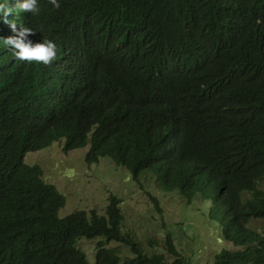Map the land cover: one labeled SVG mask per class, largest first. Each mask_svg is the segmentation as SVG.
Listing matches in <instances>:
<instances>
[{
	"label": "trees",
	"instance_id": "16d2710c",
	"mask_svg": "<svg viewBox=\"0 0 264 264\" xmlns=\"http://www.w3.org/2000/svg\"><path fill=\"white\" fill-rule=\"evenodd\" d=\"M58 3L7 17L53 40L52 62L0 48V264H91L77 243L96 238L94 264H190L170 234L168 260L123 232L116 196L59 217L64 195L25 157L60 140L207 205L230 245L213 264H264V0Z\"/></svg>",
	"mask_w": 264,
	"mask_h": 264
},
{
	"label": "rangeland",
	"instance_id": "374dc122",
	"mask_svg": "<svg viewBox=\"0 0 264 264\" xmlns=\"http://www.w3.org/2000/svg\"><path fill=\"white\" fill-rule=\"evenodd\" d=\"M63 143L44 145L25 157L26 164L39 166L43 180L64 195L66 202L59 217L90 210L103 215L113 195L121 200L123 232H129L147 252L161 253L171 260L165 244L168 234L190 264H213L218 253L230 248L221 239L219 224L210 218L207 205H187L177 191L164 192L152 173L134 182L125 168L108 157L88 164V147L65 153ZM100 242L102 239L96 238L77 243L91 264ZM106 247L117 249L121 259L130 256V250L119 243Z\"/></svg>",
	"mask_w": 264,
	"mask_h": 264
},
{
	"label": "clouds",
	"instance_id": "9594fccd",
	"mask_svg": "<svg viewBox=\"0 0 264 264\" xmlns=\"http://www.w3.org/2000/svg\"><path fill=\"white\" fill-rule=\"evenodd\" d=\"M53 7H59L58 0H50ZM30 12L35 15L38 11V0H0V18L8 23L14 36L0 38V48L11 46L10 51L13 58L21 61H36L48 65L56 58L57 46L51 39L43 38L42 42L34 43L28 38L33 29L21 25L19 30L16 28V22L7 19L8 15L13 12Z\"/></svg>",
	"mask_w": 264,
	"mask_h": 264
}]
</instances>
